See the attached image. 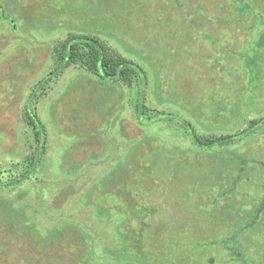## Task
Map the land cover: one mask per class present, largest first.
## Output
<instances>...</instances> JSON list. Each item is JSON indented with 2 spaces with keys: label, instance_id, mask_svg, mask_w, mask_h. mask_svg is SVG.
I'll use <instances>...</instances> for the list:
<instances>
[{
  "label": "rangeland",
  "instance_id": "obj_1",
  "mask_svg": "<svg viewBox=\"0 0 264 264\" xmlns=\"http://www.w3.org/2000/svg\"><path fill=\"white\" fill-rule=\"evenodd\" d=\"M175 1L0 0V14L3 11L11 19H8L9 25L0 19V32L4 37L0 44V182L12 179L15 166L26 156L28 147L25 144L23 110L32 89L51 70L52 45L63 40L69 32L97 34L110 47L141 65L148 76V106L186 117L198 133L222 135L238 132L249 120L264 116V90L257 88V81H264L261 78L264 74V41L249 48L252 51L247 50L250 60L258 65L248 66L253 81L251 91L233 109L223 101L227 92H231L227 86L231 79H220L223 61H213L223 56L221 49L214 47L212 57H205L217 64L211 74L199 63L191 41L194 35L190 34V31L194 32L191 25H207L210 24L205 21L208 17L209 20L218 18L215 13L217 2L207 0L203 6L205 11L202 13L208 17L198 13L195 17L191 12L194 3L181 0V9L189 12L191 21H194H178L184 24L180 28L176 24L179 15ZM156 8L157 20L162 24L160 30L152 27L155 17L151 14ZM125 13L128 22L123 23ZM171 20L174 25L169 24ZM174 28L181 29L185 37L191 38L186 48L181 38L168 43L175 46L181 56H176L178 53L174 55L167 48L166 40L168 42L172 37ZM153 37L160 40H152ZM201 40L205 46L211 44ZM163 46L165 49H161ZM236 58L234 65L239 63ZM223 83L225 85H221ZM98 84L89 74L69 68L50 84L46 92H42V97L33 101L31 107L45 128L46 152L41 165L24 184L12 191L0 192V264H13L12 261L14 264L29 263V255L21 250L22 246L30 244L26 240L27 235L34 244L40 239L37 230L45 239L53 228L60 234L67 229L64 231L66 237L69 234L66 242L73 245L72 253L67 254H73V257L65 264H83V261L114 264L112 261H121L124 251L131 248V241L122 237L125 229H120L125 224L120 221L130 220L124 215L133 210L134 216L139 211L138 216L143 217L148 211L154 220L167 219L162 211L157 213L159 206L151 199L154 195L152 173L157 169L152 172L147 149V153L141 155L145 138L154 136L151 144L155 149H160L161 145L189 158L203 155L187 141L180 139L179 142L173 138L170 130H164L162 124L150 130L138 127L131 110L125 105L126 89H120V99L117 93L106 97ZM212 94L222 98L218 103L220 109L208 98ZM119 101L122 104L118 117L112 123L108 119L103 120L105 115L102 112L108 113L110 103ZM260 129L227 148L236 154L232 158H242L239 160L242 169L264 167V127ZM163 173L159 176L166 175V170ZM247 174L254 177L253 172L248 171ZM245 192L250 195L255 191ZM127 194L130 195L126 197ZM260 196H264V191ZM247 198L254 199L252 196ZM167 207L173 209L169 222L172 218L175 221L184 217V214L181 217L176 213L178 208L174 209L169 204ZM117 215H121L122 220H118ZM25 224L26 230L32 224V228L37 230L26 232V235L19 228ZM70 230L76 231L70 233ZM39 246L38 251L31 247L37 251L34 258L37 255L42 259L48 257L49 254L41 247L42 241ZM128 254L136 256L137 253Z\"/></svg>",
  "mask_w": 264,
  "mask_h": 264
},
{
  "label": "trees",
  "instance_id": "obj_2",
  "mask_svg": "<svg viewBox=\"0 0 264 264\" xmlns=\"http://www.w3.org/2000/svg\"><path fill=\"white\" fill-rule=\"evenodd\" d=\"M180 1H175V8L177 7L179 15L176 24L182 28L183 23L187 21L192 23L194 20L191 21L189 12L181 9ZM215 1L217 2L215 13L218 18L209 20L210 18L202 13L205 11L203 6H206L207 0H198V2L190 0L189 2L194 3V10L191 12H194V15L198 13L208 17L205 21L210 24L191 25V30L194 28V32L190 31V34H194L192 40L185 37L181 29L178 31L174 28L172 37L168 39V42L166 40V44L168 50L174 55L178 53L176 56H181L178 49L168 43L181 38L185 47L191 40L199 63L201 62L202 67L211 74L217 65L213 61L219 63L222 59L220 79L227 80L228 77L231 79L230 84L227 83L231 92H227L229 96L227 97L226 94L223 101L235 109L252 88V74L249 73L248 66L258 64H255L253 59L250 60V53L247 50L252 51L249 48L259 41H264V0ZM157 12L156 8L151 14L155 17L152 21L154 30H160L159 28L162 27L161 21L157 20ZM125 16L126 13L122 16L123 23L128 22ZM0 19L10 24L9 16L3 11ZM178 21L183 23H178ZM169 24L174 25V21L171 20ZM211 24L214 25L211 26ZM125 25L128 28L129 24ZM13 27L15 28V25ZM3 39V32H0V44ZM151 39L160 40L158 37ZM201 39L211 44L205 46ZM214 47L221 49L223 56L216 57L209 62L205 57H212L211 50ZM236 48L237 52L234 53ZM161 49H165V46ZM246 55L248 56L245 57ZM252 55L254 56L253 53ZM235 58L239 60V63L234 65ZM51 62V70L32 89L23 110L25 144L28 147L25 152L26 156L21 163L15 166L16 171H13V178L8 182H0V192L12 191L24 184L43 162L47 136L43 123L31 105L33 101L43 96L42 92H46L56 78L63 75L69 68H74L95 78L99 82L100 91L106 97L108 94L112 96L117 93L120 99V89H126L128 95L126 94L127 97L124 99L125 105L127 104L131 110L133 121L138 127L150 130L151 127L162 124L165 127L162 126L164 130H170L173 138L179 139V142L180 139L187 141L192 148L203 154L189 158L183 154L180 155L178 151L161 147L158 140L160 149H155L151 144L154 136L145 138V147L141 148V155L143 152L147 153L148 150L150 153L147 157H151V170L153 172L157 169L152 173L154 195L151 199L157 207L159 206L157 210L155 209L157 213L162 211L167 219L164 217L165 219L154 220L148 215V211L141 217L138 216L139 211H137L138 215L134 216L131 210L132 212L124 215L126 219H130L129 221L122 220V216L117 215L116 218L122 220L120 223H125L120 229H125L122 230L124 233L122 237L126 241L127 239L131 241V248L128 252L124 251L125 256L120 258L121 261H112V263L264 264V196H260V192L264 191V167L242 169L239 167V160L242 158H232L231 156L236 154L230 153L227 149L229 145L261 130L260 128L264 127V116L249 120L247 125L238 132L222 135L198 133L186 117L149 107L146 103L148 76L144 68L110 47L99 35L90 34L87 31L69 32L63 40L55 42L51 48ZM204 69L202 68L203 72H205ZM261 78H264V74ZM259 87L264 90V81H257V88ZM208 98L217 105L222 99L217 94L209 95ZM121 104V101L110 103V111L102 112L105 115L103 120L108 119L112 123L111 121L116 119L120 113ZM218 107L220 109L219 105ZM215 110L217 112L216 108ZM216 112L213 113L215 116ZM18 170L22 171L18 172ZM165 170L167 176H159ZM248 171L253 172L254 177L247 174ZM247 190L255 192L249 195L245 192ZM128 195L130 194L126 197ZM249 196L254 199L249 200L250 198H247ZM167 204L174 206V209L178 208L176 213L179 216L184 214V217L175 221L172 218L169 222L173 209L170 210ZM26 226L25 224L19 227L26 235V232H32L31 230L35 229L32 228L33 224L28 230ZM64 231L67 229H63V233L60 234L53 228L45 235L46 238L42 239L41 232L37 230V235L40 237L37 240L38 244L37 242L33 244L32 239H29L27 235L26 240L30 244L22 246L23 249L19 246L21 250L26 251L25 255H29L28 261L30 262L25 264H65V261L68 262L73 257V254L67 255L69 252L72 253L73 245L66 242L69 234L66 237ZM71 231L76 230H70V233ZM41 241V247L49 254L47 259L38 258V255L34 258V253L40 250ZM28 246L35 247L34 250L37 249V251L32 250L33 248L28 249ZM18 252L20 254V251ZM134 252L137 253L136 256L128 254ZM12 263L15 262L12 261ZM83 264H93V262L83 261Z\"/></svg>",
  "mask_w": 264,
  "mask_h": 264
}]
</instances>
